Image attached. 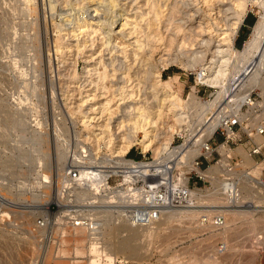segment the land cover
I'll return each instance as SVG.
<instances>
[{
    "label": "rangeland",
    "instance_id": "rangeland-1",
    "mask_svg": "<svg viewBox=\"0 0 264 264\" xmlns=\"http://www.w3.org/2000/svg\"><path fill=\"white\" fill-rule=\"evenodd\" d=\"M114 1L113 5L110 0H0V264H262L264 186L259 184L257 178L260 175L264 177V158L254 157L253 162L257 165L252 167L251 162L238 152L242 150L241 152L247 155L243 145L233 144L232 153L225 157L221 156L218 162L224 164L226 171L215 175L218 181L212 178L214 175L207 176V181L198 182V187L201 188H190L191 191L201 190L190 198L186 206L162 210L166 212L176 209L183 212L184 209L199 208L212 211L208 215L201 212L198 217L196 215L190 219L188 217L186 219V216L184 218L183 213L172 217L169 222L155 229L147 238L148 241H144L145 245L141 246V250L134 255L127 250L128 248L121 246L120 240L125 238V233H134L136 236H132L134 241L130 240V243L140 244L141 239L135 229L132 231L126 226L116 229L122 217L117 215L116 218H112V212L106 205L99 208L102 212L97 213L95 205L97 202L93 196L95 188L89 191H93L92 195L89 192L79 194L82 187L85 188L86 184L93 182L91 179L89 181L83 172L86 169L95 170V159L102 161L108 155L119 156L115 153L118 132L116 122L120 118L130 121L133 115L129 116L132 107L130 104L137 101L130 98L128 101L131 103H125L122 99L117 100L119 97L117 95L107 106L110 108L100 114L101 103L111 96L103 97L102 94L109 95L110 92L107 93L106 87L104 89L100 83L99 86L94 85L98 83L97 71L107 68L112 74L111 68L114 65L118 66L119 63L122 65L124 62L126 65L130 64L131 60L128 61L132 57L130 53L132 54L139 41L145 43L151 40H146L147 34L159 32L163 41L169 42L170 39L176 42L171 44L173 47L170 46L171 50L168 51L170 54L163 51L164 44L161 45L157 50L162 52H154L153 60L149 62L154 65L153 68H161L163 87L168 86L170 91H175L184 99L192 91V87L197 85V72L201 66L208 64L210 58L216 55L213 49L215 50L217 41L211 36L213 34L202 33L201 36L199 31L200 21L214 22L208 15L210 11L212 13L210 7L213 2L149 0L146 4V0ZM224 2L223 9L228 6L226 0ZM249 3L247 12L249 22L244 21L234 41L238 49H241L248 39L250 26L256 20L259 11ZM151 10L157 11L156 15ZM146 12L150 18L145 15ZM173 13L176 15H171ZM153 15L157 19L156 23L155 18L152 22ZM224 15L229 17L230 13H223ZM124 22L127 23L126 26L122 25ZM84 23H88L89 26L85 27ZM150 25L155 28L151 29L153 32L147 29L151 28ZM212 25L213 28H217L214 23ZM95 29L98 30L95 32ZM239 35L240 42L237 40ZM184 37L187 41L192 39L193 44L203 38L205 43L202 44L203 47L198 48L203 53L193 56L192 49L182 48V58H186L187 61L193 60L192 67L184 68L178 61L169 63L165 69L161 67L162 62L157 61L160 55L166 57L165 59L174 58L177 52L174 43ZM136 39L139 40L137 43ZM149 50L146 49V53ZM125 55L130 56L123 58ZM146 56L148 57V54ZM191 57L194 59L189 60ZM132 58L134 59V56ZM137 63L138 60L131 62L135 65L131 72L137 70ZM118 72L117 78L121 71ZM123 75L125 73H121L120 76ZM115 78L116 76L114 79L112 76L108 77L105 84L116 94L119 93L120 86L128 85V82ZM148 78L147 80L143 78L140 85L141 91L147 92L145 93L147 99H143L142 95L143 100L139 99L138 105L146 104V100L149 105L158 102L157 98L152 97L154 96L152 91L148 92L151 89L149 88L151 75ZM196 87L198 88V85ZM214 90L215 88L202 86L200 96L202 99H210L212 97L209 96ZM260 90L255 89L254 95L258 97ZM241 108L245 117L247 108L244 104ZM112 109L116 111L115 114L109 112L108 115V111ZM128 116L130 118H127ZM173 118L167 115L157 121L154 147H160V151L163 150V142H167L168 145L174 139V130L178 122ZM125 121L121 123L126 125L121 129L123 131L129 127L127 125L129 122L125 124ZM100 124L101 127L108 129L103 134L98 129ZM235 128L238 129V125ZM134 136L141 139L143 133L137 131ZM134 136L132 135V138ZM214 137L216 142H219L223 135L216 133ZM242 138L245 140L246 135L243 134ZM173 143L175 146L181 144L182 140L175 139ZM128 151L126 154L128 157L136 158L141 156L139 151L143 152L138 145L132 146ZM145 153L147 157L158 154L153 149H148ZM230 156L234 157L233 161H237L231 162L233 167L227 168ZM59 159L63 161L62 165L59 164ZM169 159L170 156H165L162 163L167 162L173 166L172 162H168ZM69 160L81 164L76 181L65 176ZM102 165L108 166L109 162ZM185 171L187 172V169L173 166L166 169L165 177L172 180L178 177L188 178ZM45 174L48 179L44 178ZM226 181L227 183L234 181L239 187V201L234 208L248 210L242 213L241 217L238 215L240 218L237 216L235 221H230L229 214L215 211L221 207L216 200H212L214 198H207L214 190L218 189L220 193V186ZM63 188L67 193L72 188L70 191L74 197L76 196L77 202L86 201L93 204L92 208H80L77 211L82 215L78 218L81 219L78 225H75V220L68 223L64 217L67 213L64 203L69 195L62 191ZM104 210L108 212L105 213ZM161 214L165 216L164 213ZM217 215L224 219L222 226H215L213 222L214 216ZM39 218L43 219V226L38 225ZM253 218L257 219V223ZM201 219L205 220L201 222ZM95 228H99L96 234ZM220 245L224 247L222 251L219 250ZM92 246H96L97 249L93 250Z\"/></svg>",
    "mask_w": 264,
    "mask_h": 264
},
{
    "label": "bare ground",
    "instance_id": "bare-ground-1",
    "mask_svg": "<svg viewBox=\"0 0 264 264\" xmlns=\"http://www.w3.org/2000/svg\"><path fill=\"white\" fill-rule=\"evenodd\" d=\"M113 1L114 0H110L111 4L114 5L115 1L114 2ZM148 1L149 0H146L145 3ZM203 1L205 3L210 2V1L213 2L212 7H210V10H212V13L209 10L210 14H208V15H210V18L213 19V21H214L213 23L216 25L217 28H213V25H212L213 23H211V21L202 20L199 22L200 23L199 24V31L201 32V36H202V33H204V35L205 34H213L211 36H213L215 38V40L217 41V44L215 45V50L213 49V52L214 51L216 52L215 57L210 58L208 64L202 65V66L200 65L201 68H200L199 72H197V75H198L197 76V80H198L197 83L204 84L209 88H215L214 92H212L209 96L212 98H210V99L209 98H207V99L200 98L196 93V90H197L196 86L192 87V89H191L192 91L189 92L188 95L186 96V98H184V99L180 98L179 95L175 91H170L168 86L163 87V85H162L163 80L161 77V70H160L161 68H156V69L153 68L154 65L152 64L153 65L152 66L151 63L149 62V60H153L152 56H153L154 52L157 51V53H159L161 51V50L159 51L157 49H159L160 46L163 44H164L163 48L161 47L162 50L166 51V53L170 54L168 52L171 50L170 46L173 47V45H171V44H173V42H176V41L173 40V42H172L169 39V42H167L165 40L166 41V43H165V41H163L162 36L159 35V32L157 33L155 31H154L153 35L146 33L147 34L146 36H148L147 38L144 35L146 40L151 39V40H148L149 42L148 41L146 42L144 40L145 43H143V42L140 43V41L138 39H136V43L138 41H139V43H138V45H136V48L134 49L132 54L130 53V55L132 57L134 56V59L132 57L130 59H128V61L131 60L130 64L128 63V65H126L124 62V64H122V65H120V63H119L118 64L119 67L117 65H114L113 68H111L113 71L112 74H110L108 72L107 68L104 70L102 69L101 71L100 70L97 71L98 74L97 73L96 74L98 76L96 75L97 76L96 79H98V80L96 82H98V83H95L94 85L99 86V83H100L104 87V89L106 87L105 90L107 93L110 92L109 95H103L102 94L103 97L104 96H111L109 98L107 97L108 99H106V101L104 100L101 103V105H100L101 109L99 110L100 114L103 113L105 110H108L110 108V107L108 108L107 106L109 105L111 100H113L117 95H119L117 100L122 99V100H124L125 103L126 102L131 103V101H128L130 98L137 99V101H135L133 104H130V106H132V107H131V110H129V112H131V113H130V115L129 114L128 115L131 116V114H133L132 118L129 119L130 121H128V119H127V121L130 124L121 118L118 119V121L116 122V125H117L116 129H118L116 131H118V132L115 131L117 133V138H116L117 146L115 148V153H116V155H119V156L108 155L102 161L99 159H95V170H93V169L87 170L86 169L85 172H83V174L86 175L87 179L89 181L91 179V180H93V182H89V183H92V185H89V183H88V184H86L87 186L85 188L82 187L79 194L81 193L82 195H84L86 192H89L95 188V193L93 194V196L96 198V202H97V210H96V211H98L97 213L102 212L101 209H99V208H101L103 205H106L109 201V196L106 194V185L104 184V182H101L102 178H100L103 176L104 177L103 181H104V179H106L107 173L103 172L104 174H101L102 172L99 168L101 166L109 167V165L108 166L102 165L103 163L105 164V162H109V164H111V166H112V163L114 161L128 162V160H125V159H127L126 154L129 152L128 150H130V148L132 146L138 145L142 148V150H143V152L141 151L142 153H145L148 149H153V151L155 153H158L156 156L153 155V160H151L150 163L144 165L145 167L142 168L143 173L150 174L151 172H153L155 170L152 174L157 173L158 178L164 179V178H166L165 177L166 169L173 168V166H175L176 168L182 167V168L187 169V171H188L189 169H191V161H192L193 157L196 155L200 144L204 140L209 138L214 133V131L221 124H223L224 121L226 122V121H228V119H230V120H233V119L242 120L244 118L243 113L241 112V109H242L241 106L245 102L249 103L248 96L253 90H255V89L260 90L261 89L262 91L260 90V95H262V97L264 98V0H226V4L228 3V6H226V8H224V9L222 6H224L223 3H225L224 2L225 0H203ZM98 2L100 3V1H98ZM214 2H216V4ZM248 2H250L249 4H251V6L257 7L259 9V11H258V15H257L256 20L250 26L248 39L244 42L243 47L241 49H238L235 46L234 41L236 39V35H237L240 27L242 26V24H244V19H245L247 12L249 10L248 9ZM150 6H153V5L150 4ZM162 6H163V4H162ZM179 6H180V4H179ZM152 8L153 7H151V9ZM152 11L153 10H151V12ZM156 12L154 10L152 13L154 15H156ZM146 13L147 14H145V15H148V12H146ZM223 13L224 14L230 13V15H229V17H227L225 15L223 16ZM154 15L152 17L153 18L152 22L155 18L154 22L156 23L157 19H156V17H154ZM171 15H174V13ZM149 18H150V16H149ZM207 19H209V18H207ZM140 21H142V18ZM152 22H150V24ZM179 23H180V21H179ZM126 24H127L126 22L122 23L123 26H126ZM170 24H172V23H170ZM83 25L85 27L89 26L88 23L87 24L84 23ZM180 25H182V24L180 23ZM169 26H168V28H170ZM147 27H149V26H147ZM150 27L151 28H147L150 31H151V29L152 30L155 29V28H152L153 25L152 26L150 25ZM85 29L86 28H84V31H85ZM97 30L95 29V32ZM149 30H147V31L150 33ZM180 30H181V28H180ZM134 32H133V35H134ZM151 32H153V31H151ZM177 33H179V32H177ZM192 35L193 34H191V36ZM187 38H189V35ZM191 40L192 39H189V41H187L186 37H184V38L180 39L177 43H174V45L176 44V46L178 48L177 49L175 46V49L177 50V52H176L174 58H171V57L168 58L167 57L168 59H165L166 57L163 58V55H160V57L158 58L157 61L162 62L161 67H164V69H165L168 67L169 63H172L174 61H178L179 64L184 68L192 67V65L194 63H192L191 61H193V60L187 61V60H185L186 58L185 59L182 58V56H183L182 55L183 52L181 51V50H183L182 48L189 47L190 49H192L191 54H194L193 56H195V55H197V53H200V52L203 53V51L198 50V48L203 47L202 44L205 42H204L203 38H201L195 44H193L192 43L193 41H191ZM194 40H195V38H194ZM150 42L151 43L153 42V43L151 44ZM146 46H147V48H146ZM153 47H155V48H153ZM146 49H147V51L150 49L149 52L146 53ZM147 54H148V57L146 56ZM123 55H124V53H123ZM141 55L144 57L142 58ZM129 56L125 55V57H123V58H127ZM192 57L189 58V60L194 59ZM137 60H138V63L141 62L139 64H140V67H143V69H141L137 63V65H136V67H138L137 70H134L133 72H131L132 69H135L134 68L135 63L131 64V62L137 61ZM117 61H118V59L116 60V62ZM145 66H146V68L144 69ZM87 71H88V69H87ZM118 71H121V73H125V75L120 76L121 75V73H120V75H118V78H117L116 74L119 73ZM92 74H93V72H92ZM150 75H151V78H150L151 83H149V85H150L149 88H151V89H149L148 92L152 91V93L154 94V96H152V97L157 98L158 102H156L153 105H149L148 102H146L147 101L146 100L145 101L146 104L138 105L137 104L138 100L139 99L143 100L146 97L145 93H147V92L141 91L142 90L141 89L142 86H140L141 82H142V80H144L143 78H145V80H147L146 78H148ZM110 76H112L113 79L116 76V78L119 79L120 81L123 80L126 83L128 82V85L124 84V85H126V86H124L122 84V86H120V88H119L120 89L119 93L115 94V92L112 91L111 88L106 86V84H105V82H106L105 80H107L108 77H110ZM146 90H148V89H146ZM98 91H100V90H98ZM116 91H118V90H116ZM142 95L144 96L143 99H141ZM94 97H95V95H94ZM145 99H147V98H145ZM91 109H92V107H91ZM91 109H89V110L91 111ZM110 110L108 111V115H109V112H110V114H112V113L115 114L116 111L114 112L113 109H112V111H110ZM114 114H112V115H114ZM167 115L168 116L171 115V117L173 116L174 121L176 120V122H178L177 127L174 130L173 136L175 137L176 133L177 134L185 133L186 138L178 146H176V145L173 146L172 145L173 142L171 144L169 143L168 145H167V142H163L162 143V149L163 150L160 151V147H158V146L154 147V140L156 137L155 131L157 130V121L160 120L162 117L167 116ZM129 116L127 118H130ZM123 121H125L124 123L125 124L127 123V125L129 126V127L127 126L128 128L126 130L124 129V131L121 130V129H123L124 126L126 127V125L121 124V123H123ZM101 125L102 124L99 125L100 127L98 129H100L101 130L100 133L103 134L108 129L101 127ZM103 125H105V124L103 123ZM106 125L109 126L108 123ZM108 126H106V127H108ZM137 131H140L143 133V137L141 139L134 136ZM132 135L134 136L133 138H132ZM109 141H110V139H109ZM108 143H110V142H108ZM159 151H160V153H159ZM218 151L220 152L221 156H224V157H225V155L227 156L228 154L232 153L231 148L229 149L228 147H224L222 145L218 146ZM241 151H238L240 153V155L242 157L246 158L249 162H251L252 167H255L257 165L256 162H253V159L248 154L244 155V153ZM165 156H168V157L170 156L171 159H169L168 162H172L173 166L167 162H166V164L162 163ZM61 158H63V157H61ZM62 162L63 161L60 160L59 164L62 165ZM47 166H48V164H47ZM87 166H89V165H87ZM150 166H154V169L151 172H150ZM223 171H226V167L224 166L223 163L218 162L215 164H210L207 167V169L203 172V174L205 176H210V175L213 176L214 175L212 178L215 179L216 178L215 175L219 174L220 172H223ZM44 178L48 179V176L45 174ZM76 178H74L75 181H76ZM149 178L151 179V177H147V179H149ZM186 179H187V177H185L183 179H182V177H178V178H176V180L175 179L172 180V182L175 185L176 184H184V183L186 184ZM217 179H215V180H217ZM152 180L159 181L156 178H153ZM215 180L213 181L214 183H215ZM148 181L150 182V180H148ZM245 181H247V180L245 179ZM255 181L258 183L257 180H255ZM247 182H245V183H247ZM221 184H222V182H221ZM259 184L261 185L260 182H259ZM254 185L256 186L257 184H254ZM220 187H221L220 193L217 191L218 190L217 189V190H214L207 195V198H211V199L214 198L212 200H216L217 201L216 203L219 204L218 206L221 207V209H216L215 211L221 212V213H227L226 215L229 214L230 215L229 216L230 221H235L237 219L238 215H240V217H241L242 213L248 212V210H241V209H235L234 208L235 206H237L236 203L238 204V201H239L238 200L239 197H237V196H239L238 184H236L234 181H230V183H227V181H226V183L224 182L222 184V186H220ZM243 188H245V186ZM200 190L201 189L191 191V189H190L189 200L186 202V204H183L181 206H186L190 202V198L194 197L195 194L198 193V191H200ZM138 191H139V189H136V188L132 189V195L130 198V200H131L130 203L134 202V200L136 199L135 196H138L137 195ZM235 191L237 192V194H234ZM92 192H89V193H91V195H92ZM115 193L116 194H123V191L120 190V191H117ZM116 194L113 197L117 198ZM199 199H200V196H199ZM226 203L227 204L229 203V204L227 205ZM187 207H189V206H187ZM223 207H225V208H223ZM226 207H229V208H226ZM166 208H172V207L165 206V207L161 208L158 216L155 217L153 220L148 221L146 224H134V223H132V221L129 219V217L126 214V209L122 208L120 210V213H121L120 216L122 217L120 219L121 223L118 224L119 226L116 229H119L122 226H126V228L133 231V228H134L135 232H137L139 238L142 241V242L140 241V244L142 243V245L138 244L139 242L138 243L136 242L137 244H134L135 242L133 244H131L130 240H131V242L134 241V240L132 241V239H133L132 236L135 234L134 233H127V234L125 233V235H126V236L124 235L125 238L123 240H120L121 246L123 248L126 247V249L128 248L127 250H130L131 252H133V255H134V253H137L141 250V248H142L141 246L145 245L144 241L145 242L148 241L147 238L154 232V230L157 228L159 229L160 228L159 226L160 225L162 226L163 223L165 224L166 222H169V220L172 219V217L179 215L180 213L181 214L183 213L184 218L186 216V219H187V217H188V219H190L196 215L198 217V214L201 212H203V213L206 212L208 215V213L212 211L211 209H199L198 208V209H184L183 212H180V210H176V209H173L171 211H166V212L163 211L162 212V210H164ZM104 212L106 213L108 211L104 210ZM161 213H164L165 216H163V214H161ZM109 217H110V215H109ZM204 220L205 219H201V222H203ZM254 220L253 221L256 222L257 219H254ZM96 223L97 222H95V225H96ZM262 224H263V221H262ZM222 225H223V223L220 226H222ZM215 226H218V225L215 224ZM259 227H261V226H259ZM95 230H96L95 231V234H96V232H98L99 228H95ZM251 230H252V228H251ZM243 232H245V231H243ZM120 235H122V234H120ZM122 238H123V236H122ZM119 243L120 242H118V244ZM146 244H148V243H146ZM122 247H121V249H122ZM92 249L95 250L97 248H96V246H92ZM223 249H224V247L222 245H220L219 250L222 251ZM118 250H120V249L118 248ZM250 254L251 253H249V256H250ZM224 257H226V256H224ZM224 259L225 258H223V260ZM206 261H208V260H206ZM261 261H262V264H264V259H262ZM193 263H194V261H193Z\"/></svg>",
    "mask_w": 264,
    "mask_h": 264
},
{
    "label": "built area",
    "instance_id": "built-area-1",
    "mask_svg": "<svg viewBox=\"0 0 264 264\" xmlns=\"http://www.w3.org/2000/svg\"><path fill=\"white\" fill-rule=\"evenodd\" d=\"M196 84L198 85L196 93L202 98V96H200L201 87L204 86L207 88V86L201 83ZM254 93L256 92L253 90L249 94V103H243L247 110L242 120L228 119V121H224L209 138L200 144L196 155L191 161V169L187 172L185 171V173L188 174L186 184L175 185L172 182V178H158L157 173L152 174L155 170L151 172L154 166H150V174L143 173L142 168L145 167V164L150 163L153 157H147L146 153H142L141 151H139L141 155L140 158L128 157L126 155L127 159L125 160H128V162L114 161L112 166L109 164V167H99L102 172L101 174L107 173L104 181L103 176L100 178H102L101 182H104L106 185V194L109 196L106 207L111 210L113 215L112 218H116L118 214L121 215L120 210L125 208L126 214L132 223L146 224L148 221L158 216L161 208L165 206L177 207L185 204L189 200L190 188H201L198 187V182L200 180L203 182L208 180V177L203 174L207 167L212 162L217 163L221 160V155L218 151L219 145L228 147L229 149L233 144L243 145L247 154L252 159H254V157L264 158V98L262 95L258 94L257 97ZM236 125H238V129L235 128ZM216 133H221L223 135V138L219 142L215 140L214 136ZM243 134L246 135L245 140L242 138ZM185 138V133H176L172 142H174L175 139H181L183 142ZM178 145L179 144L176 146ZM85 154L86 153H84V155ZM233 158V156L228 158L227 168L233 167L231 162L236 163L237 160L233 161ZM66 167H68V169L65 172V176L75 180L74 178L77 177L78 168L81 167V164L73 163L69 160ZM147 177H151V179H147ZM153 178L159 181H154L152 180ZM148 180H150V182ZM257 180L264 186V177L260 175ZM65 188H63L62 191L65 192L66 195H69V198L64 203V207L67 209V213L64 217L68 223H72L75 220V225H78L81 223H78V221H81V219L78 218L82 215L77 213V211L80 208H92L93 204L86 203V201L83 203L77 202L75 200L76 196L74 197L71 193L72 191H70L72 188L68 190L69 193L64 191ZM133 188L139 189V191L137 194L138 196H135L136 199L134 202L130 203ZM120 190L123 191V194L115 193ZM115 194L117 198L113 197ZM234 194H237V192L235 191ZM95 205H97V203ZM104 206L105 205L102 207ZM213 222L220 226L224 222V219L222 216L217 215L214 216ZM37 223L40 226L44 225L42 218L37 219Z\"/></svg>",
    "mask_w": 264,
    "mask_h": 264
},
{
    "label": "crops",
    "instance_id": "crops-1",
    "mask_svg": "<svg viewBox=\"0 0 264 264\" xmlns=\"http://www.w3.org/2000/svg\"><path fill=\"white\" fill-rule=\"evenodd\" d=\"M244 21H245V22H249V21H248V15H246ZM241 32H242V29H241ZM241 32H240V33H241ZM237 40H238L239 42L241 41V39H240V35L237 37Z\"/></svg>",
    "mask_w": 264,
    "mask_h": 264
}]
</instances>
